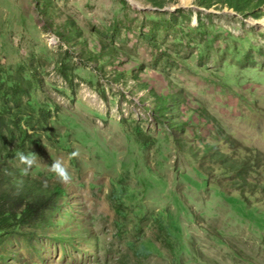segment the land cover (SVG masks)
Returning <instances> with one entry per match:
<instances>
[{"label": "rangeland", "instance_id": "1", "mask_svg": "<svg viewBox=\"0 0 264 264\" xmlns=\"http://www.w3.org/2000/svg\"><path fill=\"white\" fill-rule=\"evenodd\" d=\"M263 21L241 0H0V195L62 192L0 227V264H264Z\"/></svg>", "mask_w": 264, "mask_h": 264}, {"label": "trees", "instance_id": "2", "mask_svg": "<svg viewBox=\"0 0 264 264\" xmlns=\"http://www.w3.org/2000/svg\"><path fill=\"white\" fill-rule=\"evenodd\" d=\"M240 1V0H239ZM257 6L264 5V0H241ZM0 123L2 124L1 120ZM61 188L53 187L45 193L15 196L10 200L8 193L0 195V227L32 225L43 217L45 211L61 197ZM8 199L12 205H8Z\"/></svg>", "mask_w": 264, "mask_h": 264}, {"label": "clouds", "instance_id": "3", "mask_svg": "<svg viewBox=\"0 0 264 264\" xmlns=\"http://www.w3.org/2000/svg\"><path fill=\"white\" fill-rule=\"evenodd\" d=\"M71 155L72 157H76L78 153L73 152ZM16 159L18 163L22 166L20 168V171L23 176L30 175L33 167L37 166L40 163L37 155L34 152H30L27 154L24 152H17ZM48 170L49 172L54 174L56 180L59 183H62L65 186L71 185L73 181V174L69 171V168L60 158H57L56 160L52 161L50 166L48 165ZM44 186L47 187L46 181L44 183Z\"/></svg>", "mask_w": 264, "mask_h": 264}, {"label": "bare ground", "instance_id": "4", "mask_svg": "<svg viewBox=\"0 0 264 264\" xmlns=\"http://www.w3.org/2000/svg\"><path fill=\"white\" fill-rule=\"evenodd\" d=\"M189 0H186V2H188ZM264 24V21L262 22Z\"/></svg>", "mask_w": 264, "mask_h": 264}]
</instances>
